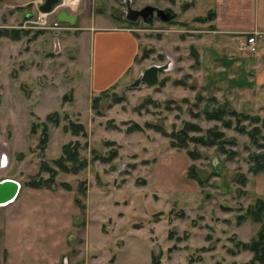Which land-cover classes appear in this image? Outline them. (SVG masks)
<instances>
[{"label":"rangeland","instance_id":"1","mask_svg":"<svg viewBox=\"0 0 264 264\" xmlns=\"http://www.w3.org/2000/svg\"><path fill=\"white\" fill-rule=\"evenodd\" d=\"M91 2L90 11L135 34L140 51L127 80L78 103L73 53L55 31L70 33L57 12L80 13L84 0H63L42 28L27 27L31 7L0 4V31L28 32L0 36V180L22 185L13 203L0 206V264H259L243 246L264 227V170L254 171L264 153V86L250 83L237 63L253 52L238 51L239 41L210 52L208 26L184 19L185 4L174 5L176 22L149 27L126 21L120 1ZM206 7L201 0L195 12ZM75 45L77 58L89 49ZM190 45L201 53L199 65ZM153 65L169 68L158 82L129 86ZM54 111L58 126L46 120ZM72 122L86 134H74ZM68 142L86 158L78 171L54 161ZM50 168L58 171L52 183ZM40 179L44 187H33Z\"/></svg>","mask_w":264,"mask_h":264},{"label":"crops","instance_id":"2","mask_svg":"<svg viewBox=\"0 0 264 264\" xmlns=\"http://www.w3.org/2000/svg\"><path fill=\"white\" fill-rule=\"evenodd\" d=\"M177 1L178 8L185 4L184 19L189 21L194 19V23L208 26L202 31L208 33L206 42L212 53L213 44L225 49L231 41H239L238 51L241 52L245 49L246 37L256 34V51L248 53L247 56L243 55L241 58L238 56L237 63L242 72L249 73L250 83L255 86H264V0H206V14L195 12L201 0ZM43 2L44 0H1L0 4L3 3L4 8L8 10L31 7L30 11L25 10L27 17H31L35 14L32 10L39 8ZM84 2L81 12L75 13L76 23L69 24L70 33L63 35L61 31H55L57 36L67 37L61 44L62 47L67 48V52L72 51L74 54L73 48L76 47L77 41L89 47L86 54L78 58L71 54L68 64L74 74L73 78L69 76L72 81L74 80L71 87L76 92L77 103L80 98H91L127 80L140 51V42L135 34L128 29L117 27L104 14L90 11L92 10L91 0L89 2L84 0ZM162 2L164 5L160 7H171L180 14L172 2L166 0ZM77 3L78 0H75V4ZM75 4L76 8L78 4ZM219 38L223 40L222 44Z\"/></svg>","mask_w":264,"mask_h":264},{"label":"trees","instance_id":"3","mask_svg":"<svg viewBox=\"0 0 264 264\" xmlns=\"http://www.w3.org/2000/svg\"><path fill=\"white\" fill-rule=\"evenodd\" d=\"M28 32L25 31H21V30H9V29H3L0 31V36H9L15 40H18L21 38L22 34H27ZM39 33H35L33 38H37V35H39ZM108 90H104L101 92V94L106 93ZM93 106L95 105V103L97 101H99V96H96L93 98ZM57 115L58 116V112L54 111L52 113H49L47 115L46 120L48 121H52L53 120V116ZM245 115V114H244ZM242 114L241 117L244 116ZM244 117H248L247 115ZM252 119L254 120H259V118H254L252 117ZM54 125H59V119H55L53 120ZM264 123V120H263ZM229 125V124H228ZM48 123L44 122V129H43V139L41 141V145L42 147L46 148V144L49 140V134H48ZM194 126H192L193 128ZM69 128L72 130V132L76 135L83 133L84 135L86 134V130L85 127L82 123H70ZM223 135L222 133H218L216 134V136H221ZM177 138L180 139L182 141V143H184L186 141V132H182L177 134ZM206 144H212L214 143V141H209V142H205ZM256 165L254 166V171L259 172V171H263L264 170V153L262 154H258L256 157ZM55 163L63 170V171H70L71 169H74L75 171L80 170V168H83L86 163V158H82L79 152V146L78 143H71L68 142L66 144L63 145V155L59 158H57L56 160H54ZM67 162H72L73 166L72 168H70V166H68ZM51 172V179L48 180L49 182H54V177L57 175L58 171L55 169H51L49 170ZM33 187L36 188H42L44 187V179H40L38 182H33L32 183ZM51 186V184H50ZM261 202V201H260ZM260 207H263V203H259ZM258 220V219H257ZM244 249H251L252 251H254L255 253V259L259 260V264H264V227L261 229L260 233H259V237L257 240H254L253 243L251 245L249 244H245Z\"/></svg>","mask_w":264,"mask_h":264},{"label":"water","instance_id":"4","mask_svg":"<svg viewBox=\"0 0 264 264\" xmlns=\"http://www.w3.org/2000/svg\"><path fill=\"white\" fill-rule=\"evenodd\" d=\"M61 4V0H44L39 6V11L44 13H52L55 8ZM147 9L153 11L154 7H147ZM158 17L161 18L163 22H170L177 17V12H175L171 7L160 8L155 7ZM57 20L59 22H69L70 24H75L77 21V16L75 14L69 13L66 9H61L57 12ZM148 21V20H147ZM152 25L153 23L149 22ZM190 55L195 59V64L199 65L200 53L195 45L190 48ZM169 65L159 66L153 65L146 67L142 70L141 75L135 79L129 86L139 87L142 83L153 84L158 82L159 73L162 70L168 69ZM21 183L15 179L5 178L0 180V206H6L13 203L21 191Z\"/></svg>","mask_w":264,"mask_h":264},{"label":"flooded vegetation","instance_id":"5","mask_svg":"<svg viewBox=\"0 0 264 264\" xmlns=\"http://www.w3.org/2000/svg\"><path fill=\"white\" fill-rule=\"evenodd\" d=\"M117 1L122 2L123 6H124V13H123V16L125 17L124 19L126 21L130 22L134 26H136V25L138 26L139 23L143 22L144 24L148 25L149 27H153L155 25V22H162V23H171L172 22L173 23V22H176L177 19L179 18V15H177V17L174 20H172L170 22H163L161 20V18L158 17L157 11L155 9V7H160L157 4H147V5L142 7L141 4L138 5L137 0H117ZM169 2H172L173 5L177 4V0H171ZM70 4H71V2H70ZM149 6L154 7L153 11L150 12V10L147 9V7H149ZM160 8H162V7H160ZM149 22H151L153 24L150 25V24H148ZM138 29L140 30L141 27L139 26ZM191 46L192 45H190L189 50H191L190 49ZM189 54H190V52H189ZM200 58H201V56H200ZM194 62H195V59H194ZM140 75H141V72H140Z\"/></svg>","mask_w":264,"mask_h":264},{"label":"built area","instance_id":"6","mask_svg":"<svg viewBox=\"0 0 264 264\" xmlns=\"http://www.w3.org/2000/svg\"><path fill=\"white\" fill-rule=\"evenodd\" d=\"M65 3H66V1H65ZM61 4H64L63 3V0L61 1ZM50 14L51 13H44V12L39 11V14H37L34 17L31 16L29 18V20L26 22V23H28L27 27H30V28H42V27H46L48 25L47 18H48V16ZM244 47L247 50H250L252 52H255L256 49H257V35L256 34H252L250 36H247L246 37V41L244 42Z\"/></svg>","mask_w":264,"mask_h":264}]
</instances>
